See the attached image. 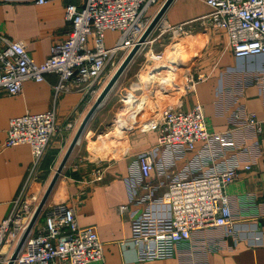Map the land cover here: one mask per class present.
<instances>
[{
    "label": "crops",
    "instance_id": "crops-1",
    "mask_svg": "<svg viewBox=\"0 0 264 264\" xmlns=\"http://www.w3.org/2000/svg\"><path fill=\"white\" fill-rule=\"evenodd\" d=\"M80 1L68 3L79 5ZM66 4L67 1L61 0H48L44 4L39 0H0V35L24 43L30 57L42 64L49 58L52 46L65 41L71 31L65 20ZM157 11L158 7L149 14L154 16ZM210 12L206 0H174L164 19L176 26L196 21ZM107 35L106 44L111 47L117 35L115 38L110 33ZM192 38L204 42L203 49L194 58V71L208 78L197 84L192 94L182 97L177 91L166 89L161 96L156 91L148 94L146 119L155 117L166 107L190 111L200 104L208 130L215 137L210 142L198 143L193 151L181 152L159 147L156 132L142 127L126 129L128 122L124 116L120 118L117 114L108 124L104 118L100 119V112L109 109L111 98L118 95L119 102L125 100L128 105L124 112H131L127 117L136 120L137 106L126 99L141 97L148 90L143 82L164 89L168 77L177 80V76L164 70L172 61L169 57L165 66L150 70L142 78L137 72V82H130L120 96L119 85L139 55L89 122L57 183L51 206L65 200L74 208L81 227L97 231L106 264H264V56L237 59L229 48L227 33L221 30L198 25ZM109 81L107 79L102 90ZM57 83L55 75L47 76L41 83L28 81L19 96H10L0 89V223L8 218L14 202L24 193L33 168L30 146L4 147L10 121L26 114L46 113L57 102L61 131L40 164L36 178V185H39L38 179H53L97 100L81 93H70L55 101L53 88ZM113 110L111 107L110 111ZM250 114L262 122L260 131L247 126L245 119ZM69 119L77 121L73 131L63 128ZM112 127L119 133L124 131L125 141L121 142L124 147L118 151L119 147H115L106 158L100 146ZM148 152L154 154L155 170L151 179L143 180L138 159ZM99 162L106 169L103 181L84 188L81 181L89 177V171ZM245 165H250L251 170L245 171ZM234 166L239 167L240 175L227 189L236 224L233 233L227 235L223 228L200 231L194 233L191 241L175 245L173 257L141 261L139 246L133 240V222L151 208L154 213L167 211L161 199L170 182L178 177L208 175ZM121 206L128 209L122 213ZM11 251V247L6 246L3 255H10Z\"/></svg>",
    "mask_w": 264,
    "mask_h": 264
},
{
    "label": "built area",
    "instance_id": "built-area-1",
    "mask_svg": "<svg viewBox=\"0 0 264 264\" xmlns=\"http://www.w3.org/2000/svg\"><path fill=\"white\" fill-rule=\"evenodd\" d=\"M47 1L39 0V3ZM61 1H67L65 20L71 31L65 41L52 46L44 63L37 64L24 43L0 35V89L8 95L19 96L26 82L41 83L47 76L55 75L58 78L53 88L55 101L70 93L98 98L102 86L138 44L166 0H81L79 5L68 3L70 0ZM206 4L211 12L196 21L173 26L163 17L136 57L148 51L147 61L154 63L152 69H155L168 63L169 51H175L188 38L193 42L189 51L192 55L187 56L194 57L204 47L202 40L192 38L198 25L226 32L229 48L237 59L264 56V0H206ZM156 7L157 13L151 16L150 11ZM108 33L117 35L111 47L106 44ZM167 42V46L162 45L166 47L162 52L154 50L156 43ZM193 57L187 61L181 58L176 60L178 63L164 67L172 76H175L177 67L185 69L177 75V81L168 77L169 91H177L180 97L192 94L196 85L208 78L206 74L192 70ZM148 94L147 90L141 97L126 99L134 98L131 103L136 104L138 111L136 120L124 115L128 122L126 129L142 127L156 132L159 147L181 152L193 151L198 143L210 142L215 137L208 130L200 104L190 111L166 107L155 117L146 119ZM124 104L127 106L125 100ZM56 105L57 102L46 113L26 114L10 121L4 147L30 146L33 168L24 193L14 202L8 218L0 223V264H8L38 207L37 194H32L37 172L54 137L61 131ZM245 121L248 127L261 130L262 122L253 114ZM76 125L75 119H69L63 128L73 131ZM153 157V152L139 156L138 168L143 180L152 178L155 170ZM101 163L89 171L86 180L81 181L84 188L103 181L106 169ZM243 169L250 171L251 166L245 165ZM238 170L239 167L234 166L208 175L172 180L161 199L167 211L154 213L151 208L133 222V240L139 246L140 260L173 257L175 245L191 241L194 233L200 231L223 228L227 235H231L236 224L227 189L239 178ZM127 209V206L119 208L122 213ZM40 216L44 217L43 222L40 223L39 217L14 264H106L97 231L81 227L74 208L65 200L61 199L47 209L44 207ZM6 246L12 251L4 256Z\"/></svg>",
    "mask_w": 264,
    "mask_h": 264
},
{
    "label": "rangeland",
    "instance_id": "rangeland-1",
    "mask_svg": "<svg viewBox=\"0 0 264 264\" xmlns=\"http://www.w3.org/2000/svg\"><path fill=\"white\" fill-rule=\"evenodd\" d=\"M110 34H112L113 36H114V38L116 37V34H113V33H110ZM107 37H108V35H107ZM192 42H193V40L191 39V38H188L187 39V41L185 42V43H183L182 45H180L178 48H176V50L175 51H169L170 53V55H168L167 57H173L174 56V58H175V56H178L179 57V59L181 58L180 56L181 55H179V51L181 50V48H184V47H186V49H187V47L188 46H190L191 47V44H192ZM158 45V46H157ZM162 45H165V46H167L168 45V42L167 43H165V44H161V43H156V47L154 48V50L156 51V52H162L166 47H164V46H162ZM191 49V48H190ZM168 50V49H167ZM187 51V50H186ZM148 51H144L142 54H141V56L138 58V60H137V62L135 63V65L134 66H132V68L129 70L130 72H128V74H126L125 76H124V78L122 79V81H121V83H120V85H119V90H120V96H122L123 95V92H125L124 90H125V88H127V85H129L130 84V82H132V83H134V82H137V79H136V74H137V72H140V75H141V78L143 77V76H145V75H147L148 73H150V70H152V68H154V66L153 65H155L154 63H151V62H148L147 61V57H146V53H147ZM199 53V52H198ZM198 53L196 54V55H198ZM184 55H183V59H186V61L188 60V59H190V58H192L193 56H191V57H189V56H187V54H190V55H192V53L191 52H185V53H183ZM195 55V56H196ZM194 56V57H195ZM193 57V58H194ZM193 60V59H192ZM193 62H194V60H193ZM185 69L184 68H181V67H177V70H176V72L174 73V75L175 76H177V75H180L181 73H182V71H184ZM192 70H194V68H192ZM128 75V76H127ZM139 75V76H140ZM181 77V76H180ZM178 78H179V76H178ZM177 81V80H176ZM179 81V80H178ZM142 82H143V79H142ZM125 84L124 85V87H122L121 85L122 84ZM143 86H144V88H146V89H148V91L150 92V93H152V92H155L156 91V93L159 95V96H161L162 95V93L164 92V90L166 89V91L168 90H171V84H169L168 86H166V87H164V89H161V87H158V85H152V86H149V85H147L146 83H144L143 82ZM145 90V89H144ZM144 92H147V90H145ZM147 94V93H146ZM153 95V94H152ZM113 99V100H112ZM111 101H112V104L110 105V107H109V109H107V110H103V111H101L100 112V119H103L104 118V121H105V123L106 124H108V123H111V122H113V119H114V117L115 116H117V114H118V116L120 117V116H124V115H129L130 114V112L129 113H125L124 112V110L125 109H128L127 108V106H125V104L124 103H121V102H119V96L118 95H116V96H114V97H112L111 98ZM116 105H119V106H117V108H115L116 107ZM111 107H113V112L112 111H110V109H111ZM119 107V108H118ZM110 111V112H109ZM109 112V113H108ZM108 113V114H107ZM122 117H120V118H122ZM119 118V119H120ZM114 125V124H113ZM112 125V126H113ZM116 126H118L117 124H116ZM92 129H93V126H92ZM91 129V130H92ZM109 131H108V134H106L105 136H104V138L105 139H103L105 142H104V144H102L101 143V149H100V151H101V153H102V155H104L106 158H108L109 157V153H111L113 150H114V148L115 147H124V144H121V142H123V141H125V137H124V135H122L123 133H124V131H122V133H121V131H120V133L119 132H117L116 130L117 129H115V128H109L108 129ZM126 130V129H125ZM100 132V131H99ZM108 137V138H107ZM104 150H106L104 153H103V151ZM117 151H118V149H117ZM119 156V155H118ZM42 178V177H41ZM59 181V180H58ZM57 181V183L59 184L60 183V181L58 182ZM37 182H38V184L39 185H35L34 187H33V192H32V194H37L36 195V203L39 205L40 204V202H41V200L43 199V196H44V194H45V192L47 191V188L49 187V184H50V182L51 181H49L48 179H46L45 177L43 178V181H42V179H38L37 180ZM57 184H56V186H55V188H54V190L52 191V193H51V195H50V197H49V199H48V202H47V204H46V209L49 207V206H51V202H52V200L54 199V195H55V192L57 191ZM34 188H35V190H34ZM43 216L41 217L40 216V223H42L43 222Z\"/></svg>",
    "mask_w": 264,
    "mask_h": 264
},
{
    "label": "water",
    "instance_id": "water-1",
    "mask_svg": "<svg viewBox=\"0 0 264 264\" xmlns=\"http://www.w3.org/2000/svg\"><path fill=\"white\" fill-rule=\"evenodd\" d=\"M174 2V0H166L164 2V4L162 5V7L160 8V10L158 11V13L155 15V17L153 18L151 24L149 25L148 29L146 30V32L144 33V35L141 37V39L139 40L138 44L133 48V50L127 55V57L124 59V61L121 63L120 67L117 69V71L115 72V74L113 75V77L110 79V81L107 83V85L105 86V88L102 90V92L100 93V95L98 96L97 100L95 101L93 107L90 109V111L88 112L87 116L85 117V119L83 120L81 126L79 127L70 147L68 148L59 168L57 169L53 179L51 180L49 187L47 188V191L45 192L43 199L41 200L40 204L38 205L35 214L27 228V231L25 232V234L23 235L22 239L20 240L17 248L15 249V251L13 252L8 264H14V261L16 260L17 256L19 255L23 244L28 236V233L32 230V228L34 227L35 223L37 222V220L39 219L44 207L46 206L48 199L52 193V191L54 190L57 181L59 180V178L62 175V172L64 170V168L66 167L74 149L76 148V146L80 143V140L89 124V122L91 121V119L94 117V115L96 114V112L104 105L106 99L108 98V96L110 95V93L112 92V90L114 89V87L117 85V83L119 82L120 78L123 76V74L125 73V71L127 70V68L129 67V65L132 63L133 59L136 57V55L138 54V52L141 49V46L146 42V40L148 39V37L152 34V32L154 31V29L156 28L157 24L159 23V21L164 17V15L166 14V11L168 10V8L171 6V4Z\"/></svg>",
    "mask_w": 264,
    "mask_h": 264
},
{
    "label": "bare ground",
    "instance_id": "bare-ground-1",
    "mask_svg": "<svg viewBox=\"0 0 264 264\" xmlns=\"http://www.w3.org/2000/svg\"><path fill=\"white\" fill-rule=\"evenodd\" d=\"M191 47L190 46H188L187 47V49H186V47H184V48H181V50L179 51V55H181L180 57L182 58L183 57V53H185V52H188V51H191L192 50V48L190 49ZM187 50V51H186ZM180 58V59H181ZM172 61H171V63H169V64H172V63H178L176 60H178L179 61V57L178 56H175V58H174V56L172 57V59H171ZM174 61V62H173ZM164 65H166V64H164ZM162 66V65H161ZM150 81H151V83H153V79H151L150 78ZM130 101V100H129ZM131 101H133L132 99H131Z\"/></svg>",
    "mask_w": 264,
    "mask_h": 264
}]
</instances>
